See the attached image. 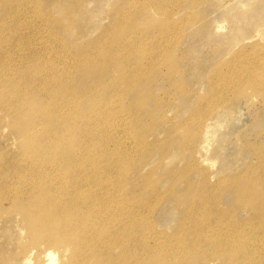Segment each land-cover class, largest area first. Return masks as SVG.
<instances>
[{"label":"rangeland","instance_id":"rangeland-1","mask_svg":"<svg viewBox=\"0 0 264 264\" xmlns=\"http://www.w3.org/2000/svg\"><path fill=\"white\" fill-rule=\"evenodd\" d=\"M0 4V264H264V0Z\"/></svg>","mask_w":264,"mask_h":264},{"label":"bare ground","instance_id":"bare-ground-1","mask_svg":"<svg viewBox=\"0 0 264 264\" xmlns=\"http://www.w3.org/2000/svg\"><path fill=\"white\" fill-rule=\"evenodd\" d=\"M2 6L3 5L0 4V8H2ZM2 15L7 16V18L5 19V21L3 23L4 28H9L10 27V24L12 23V21H13L14 18H10L9 14H6L3 11H2ZM8 21H11V23L8 22ZM13 62H15V65L18 68V63L15 60ZM142 72L143 71H140L138 73L139 76H141L142 74L145 73V72H143V73ZM138 74H136V75H138ZM133 76H135V75H133ZM68 84H70V79L68 80ZM63 90H64V87H63L62 91ZM95 96H96L95 99L98 102H100L103 99H105L100 94H96ZM13 97L19 102V104H21V105L24 104V102L22 100H20L21 99V93H20L19 90L14 91ZM47 99H48V96L46 94H43L38 99V103L43 104L44 101L47 100ZM144 100H146V99H140L139 102L136 103V107L137 106H141L143 104V101ZM146 109H147V107L145 106V107L141 108L139 110V112H142V111H144ZM145 116H147V115H145ZM65 155H67V154H65ZM64 159H67V158H64ZM67 160L71 163V160H69V159H67ZM72 166H74V163L73 162H72ZM69 174L70 173L67 174V172H66V174H64V175H69ZM64 180H65L66 183H68V184L70 183L68 181V176H65L64 177ZM254 188H255V184L252 182V185L249 187V189H247V190H249V193H245L244 190H246V186H245L244 183H242L241 184V190L238 191L237 192V195L235 196L236 202L238 204H243L246 200L251 201L253 198L259 197L260 194L258 193L257 190H255L254 192H252V190H254ZM60 194L61 195H66L68 197L71 196L70 197L71 198V201L67 203L65 200H62L61 199V200L50 201V203L45 204L44 205V210L45 211H48L47 212V217L49 218V221L44 222V223L49 224L51 226V228H53V229H56V228L59 229L60 228V226H59L60 223L63 222V221H65V223H66L65 224L66 230L67 231H74L78 227V221L75 218V216H73L74 211H73V208L70 207V204L73 203V202H75V201H78L80 199V196L77 195V194H75V193H72L70 191H68V192H62ZM256 204H257V201H256ZM258 208H259V204L255 207V210L257 211ZM47 234H53V232H49ZM221 234H219V235H221ZM222 235H224V236H223L222 239L220 238V242H222V243H220L221 245L222 244L227 245V244H229L231 242H234V241L238 240L237 235L228 234V233H224ZM249 240L252 242V239H250L249 236H248V239H247V242H246L247 244L242 249V252L237 249V250L233 251L231 254H229V255H232V256L226 255V256H228V260L229 259H234V260L241 259L242 257H245V258L252 257L253 254H254V252L251 251V243L249 242ZM89 242L92 243L91 241H89ZM262 242L264 243V239H262ZM262 247L264 248V245H262ZM82 249L83 248L81 247L80 251ZM229 249H231V248H229ZM46 254H47V260H46V263L45 264H55V255H56L55 252L53 250H48V252H46ZM72 257H73V254H70V258L68 259V261L65 264H72L71 263V258ZM234 260H232V261H234ZM254 260L252 259L251 261H254ZM232 261H230V262L233 263ZM75 264H77V262Z\"/></svg>","mask_w":264,"mask_h":264}]
</instances>
